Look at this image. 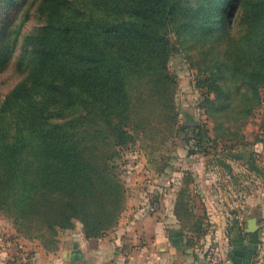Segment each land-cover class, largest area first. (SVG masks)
<instances>
[{
	"label": "trees",
	"instance_id": "16d2710c",
	"mask_svg": "<svg viewBox=\"0 0 264 264\" xmlns=\"http://www.w3.org/2000/svg\"><path fill=\"white\" fill-rule=\"evenodd\" d=\"M19 48L24 78L0 105V210L47 251L76 220L88 239L119 224L128 199L119 148L134 140V82L166 101L175 51L194 59L207 89L212 135L186 114L205 155L203 142L213 154L232 148L264 101V0H0V72ZM190 182L174 213L194 245L210 225Z\"/></svg>",
	"mask_w": 264,
	"mask_h": 264
},
{
	"label": "crops",
	"instance_id": "0c3cea01",
	"mask_svg": "<svg viewBox=\"0 0 264 264\" xmlns=\"http://www.w3.org/2000/svg\"><path fill=\"white\" fill-rule=\"evenodd\" d=\"M224 155L217 163L225 168L223 176L232 179L234 188L228 193L208 187L203 176L192 188L196 211L208 214L211 228L194 245L174 213L176 190L161 186L162 177L157 175V188L131 195L119 224L105 236L88 239L77 222L61 234L56 251L45 250L37 240L0 239V264H23L24 254L30 264H264V214L263 220L257 217L264 212V199L237 188L240 175L233 169L235 162L242 161L264 176L261 162L255 149L246 146ZM252 217L258 218L255 232L247 230Z\"/></svg>",
	"mask_w": 264,
	"mask_h": 264
},
{
	"label": "rangeland",
	"instance_id": "374dc122",
	"mask_svg": "<svg viewBox=\"0 0 264 264\" xmlns=\"http://www.w3.org/2000/svg\"><path fill=\"white\" fill-rule=\"evenodd\" d=\"M36 20L37 18L33 17L26 24L24 33L35 27ZM19 52L20 48L17 49L8 68L0 72V105L6 95L24 78L16 66ZM169 73L175 84L168 87L169 92L163 95H169L166 101L159 100V94L153 92L152 84L141 80L134 82L135 109L132 124L128 126L134 140L128 146L119 148L118 159L120 175L128 188V198L131 195L135 196V193L142 189L149 191L156 189L157 175L162 177L161 186L172 187L177 193L184 186L186 179H191L189 187L192 189L198 186L202 176L208 187L227 189L226 192L229 193L234 188V183L232 179L223 176L225 168L217 162L218 159L225 157L226 151L238 153L242 146L255 149L264 171V101L247 119L242 120L240 138L228 142L229 145H234L232 148H223L220 145L213 154L214 144L203 142V146L211 151L209 155H205L204 149L199 146L194 126L192 123L186 125L189 119L186 114H190L192 121L207 125L210 134L213 133L215 122L209 118V114L202 106L207 93V89L200 86L203 76L195 66L194 59L183 51H175L171 56ZM136 122L139 128H136ZM233 169L236 175H240V183L235 184L237 188H246L248 192L253 191L257 194V199L258 195L264 199V176H259L242 161L235 162ZM193 198L196 210L198 202L194 195ZM263 214L264 212L257 215L259 220H263ZM77 222L83 225L80 220H76L75 227ZM74 228L62 230L59 238L64 231ZM17 237L27 240L19 235L13 219L0 210V239Z\"/></svg>",
	"mask_w": 264,
	"mask_h": 264
},
{
	"label": "water",
	"instance_id": "95a60500",
	"mask_svg": "<svg viewBox=\"0 0 264 264\" xmlns=\"http://www.w3.org/2000/svg\"><path fill=\"white\" fill-rule=\"evenodd\" d=\"M258 229V224H257V218L256 217H252L249 219L248 221V231L249 232H255Z\"/></svg>",
	"mask_w": 264,
	"mask_h": 264
},
{
	"label": "built area",
	"instance_id": "2783aa9c",
	"mask_svg": "<svg viewBox=\"0 0 264 264\" xmlns=\"http://www.w3.org/2000/svg\"><path fill=\"white\" fill-rule=\"evenodd\" d=\"M22 260H23V264H30L28 263V260H27V254L23 255Z\"/></svg>",
	"mask_w": 264,
	"mask_h": 264
}]
</instances>
